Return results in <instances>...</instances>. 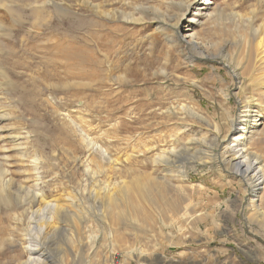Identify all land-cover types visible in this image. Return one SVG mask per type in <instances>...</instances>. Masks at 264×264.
Returning <instances> with one entry per match:
<instances>
[{"label": "rangeland", "instance_id": "1", "mask_svg": "<svg viewBox=\"0 0 264 264\" xmlns=\"http://www.w3.org/2000/svg\"><path fill=\"white\" fill-rule=\"evenodd\" d=\"M0 1L14 11L0 9L7 35L0 41V67L10 84L2 86L0 80V104L10 116L0 123V163L16 185L33 187L30 175L21 172L33 171L30 164L23 163L8 138L23 134L24 159H39L38 192L79 216L74 221L78 232L55 223L67 230L47 243L55 264H141L126 254L134 247L157 257L159 264H238L245 254L260 255L257 264H264V217L258 214H264V191L253 204L250 190L223 161L232 155L223 141L229 120L246 110L251 117L264 115V97L261 104L249 105L239 95L243 79L237 76L247 63L258 64L254 53L240 69L220 57L186 60V51L169 41L185 34L193 13L182 15L195 0ZM209 2L219 14L239 13L258 28L264 23V0ZM204 21L196 32L205 44L215 33L220 37L222 29L221 23ZM59 45L64 55L79 53V63L70 60L73 75L58 60ZM183 106L202 118L179 112ZM260 130L249 152L264 159V125ZM159 157H170L176 167L155 161ZM106 190L116 200L112 214L103 208ZM96 192L102 194L99 199ZM230 200L232 205L221 206ZM16 203L11 198L12 206L0 205V240L15 236L25 242L14 231V219L31 206ZM40 203L33 209L43 208ZM223 215L235 226L213 233L206 218L217 217L220 228ZM206 237L215 239L207 243ZM24 247L0 248V264H14L12 257L27 261ZM56 248L64 250L62 256Z\"/></svg>", "mask_w": 264, "mask_h": 264}, {"label": "bare ground", "instance_id": "2", "mask_svg": "<svg viewBox=\"0 0 264 264\" xmlns=\"http://www.w3.org/2000/svg\"><path fill=\"white\" fill-rule=\"evenodd\" d=\"M210 4H213V3L209 2V0H195L192 4L191 3L188 4L186 6L187 8H186L185 13L182 16L184 17L188 11H191L193 13V15H192V18L188 21V25L185 28V34L183 36L179 37V39H175V40L169 41V42H172L173 43L172 45L175 44L176 46L182 47L187 53L185 56L186 60H190L191 62H194V61L200 60V59H214L215 60V58L220 57L226 63L229 62V63L234 64L236 62V64H237L236 68L238 66L240 67V65L243 62H245V60H248L247 62H249L251 60V58L254 57L253 56V53H254L255 54L254 60H256V62L258 63V64H256L257 66L254 64L251 65L250 63L249 64L247 63L246 65H244L245 64L244 63L243 65L245 68L242 69V67H241L242 72L240 74L237 73L238 74L237 77L238 78L241 77V79H243V80L239 81L238 87H239V91H240L239 95L244 97V99H245L244 103L250 105V103H252V102H256V103L258 102V105H259L260 102L262 103V98L264 97V23L258 28V27L253 25V21L250 18H248L246 20L239 13L228 14V16H226L222 12L219 14L218 12H214V10H213L214 8L212 9V7L211 8L209 7ZM55 7H56V9L60 10L59 8H57V6H55ZM0 9H3L5 12H9L10 14L14 13V11L11 9L10 6L4 7L3 4L1 3V1H0ZM43 9L44 8H41L40 12ZM202 20L207 21L211 25H213V24L215 25L216 23H218V24L221 23L220 28L222 29L221 30L222 35L221 36L219 35L220 37H217L218 33H215L216 37L212 39L213 42H211V40H210L208 43L204 44L203 42L199 41V35L196 32V27L200 26L202 24L201 23ZM178 28H179V26L177 25L176 30ZM5 32H6V30L4 29V27L1 26V23H0V41L5 38L4 36H7L5 34ZM234 32H236V33H234ZM57 47H58V51L63 49V47L61 45H59ZM63 51H65V50H62L60 52V54L62 56L58 60L61 63H65V65L68 69V72L71 75H73L72 70H71L72 67H69L70 60H74L77 63H79V60H80L79 53L77 50H71V52L69 54L64 55ZM1 53H2V48L0 46V54ZM80 64H81V61H80ZM60 66L61 65H59V67ZM251 66H253L254 68ZM1 79H3L5 81L2 84V86L10 85L8 75L6 74L5 70L0 67V80ZM2 86L0 85V88H2ZM255 87H257L256 90H258L256 95L253 92ZM225 96L227 97L228 95H225ZM255 96H257V97H255ZM0 101H1V98H0ZM248 107H250V106H248ZM178 111L183 113V114H186V115L190 114V115L195 116V117L198 116L194 110L187 108L185 106L178 108ZM227 113H226V115H227ZM198 117L202 118L201 115ZM9 118H10L9 114L5 112V108H3L2 105L0 104V123H4L5 121L7 122V120H9ZM226 119H227V117H226ZM263 120H264V115H258V112H257V116L251 117L250 114L248 115L247 110L243 111L241 113V116L237 120H232V121L229 120V122H228L229 126L226 127V129L228 128V131L226 132V135L224 133V137H223L224 143L232 151L231 157L225 156L223 158V161L226 163L228 169L231 171V174L235 175L237 178H240L241 182L244 184V187L246 186L248 188V190H250L249 193H251L250 196L252 197V199H249V200H252L253 204L258 202L261 193L264 191V159L261 155H258L252 151L249 152L250 151L249 146L252 145L253 142L256 141L257 137L259 138L262 135L261 134L262 130H260V128L263 127V125H264ZM214 127H216V126H214ZM220 129L221 128H219L218 130H220ZM8 138L11 140L13 148L19 152L23 163L28 164V165L30 164L29 167H31L33 171L29 170V168H28V169L23 170L21 172L26 174L27 176L30 175L27 177V180L32 179L31 182L33 183V187H36L41 180L40 169L38 166L39 159L38 158L32 159L30 157L26 160L24 159V157H25L24 156V152H25L24 145L25 144L22 142V140H25V139H23L24 138L23 134H12L11 133L8 136ZM260 140H261V138H260ZM89 145L92 146L93 148H96V150L99 149V151L104 155V157L106 156V151H104L97 144L95 145L93 142H89ZM201 145H205V144L201 143ZM175 154H177V153H175ZM175 157H176V155H175ZM180 157H181V155H180ZM205 157L210 158L211 156L209 157L206 155ZM201 159H204V160H201ZM201 159H200L201 161H199V162L205 161L204 157ZM155 161H157V162L161 161L162 163H166V165L168 167H172V166L176 167L175 166L176 163H174L170 159V157L169 158L165 157V159L162 157H159L158 160H155ZM184 161H185V159H184ZM1 163H0V205L2 203H4L3 205H5V207H6V205L10 204V201L12 198V199H14V201H16V200L19 201V203H20V204L18 203L19 205H21V203H22L26 206V204L28 203L31 207L28 208L27 210L25 209L23 214H21V215L18 214V216H16V219H14L16 222V225H15L16 228L14 231H17L20 236L22 235L24 237L25 242L19 243L20 239L15 240L14 239L15 236L11 237V238L9 237L10 239H6V237H5L4 239L0 240V248L5 246L6 244H9L11 246H16V245L20 246L21 245L24 247L27 243V246L24 247V251L28 252L29 259L27 261H22L21 259L17 260L18 259L17 257L16 258L12 257V258H10L11 263H14V264H55L54 260L52 259L53 257L50 256V254L47 252L46 246H49V245H47V243L51 244L50 241L54 239L55 235H57L56 234L57 232L60 234H64L67 232V230L65 229L66 228L65 226H61V228L57 227L58 225L60 226L64 222L66 223V225H68V227L70 229L74 230V228H75L76 231L78 232V229H77L74 221L76 219L75 217L79 218V216L72 215V210H71V213L68 212L69 211V210H67L68 208L66 209V207L62 206V204H60L59 201L52 200V199L49 200V198H47V196H45L44 193L38 192L37 187L33 188V187L29 186L30 189H28L27 188L28 186L27 187H24V186L20 187V186H18L19 184L16 185L12 181V179H10L9 170L5 169L4 165H2ZM182 174L184 175L183 177H185L186 173L182 172ZM31 176H32V178H31ZM134 178H133L134 182H136V184L138 186L139 185L138 181L140 180L139 179L140 177L137 175ZM27 180H26V182H27ZM163 182H165V181H163ZM136 184H135V186H136ZM143 184H145V183H143ZM162 184H164V183H162ZM165 184H166V182H165ZM149 187H146L145 191H147V189ZM133 188H135V187H133ZM138 188H140V186ZM150 188H152V187H150ZM148 191H149V189H148ZM150 191H153V189H151ZM149 192H147V193H149ZM101 195L96 192L94 197L99 199V196H101ZM105 195H106L105 199H107L106 200L107 202L105 201L104 205L102 203L103 208L107 209L112 214L114 205H115V209H116V204H115L116 200L114 199V196H112L111 193H109L108 191H107V193H105ZM127 199H128V196H127ZM39 200L42 201L41 203H43V205H42L43 208H38V209L35 208L36 210H34L33 206H35L37 203H40ZM128 201H129V199H128ZM133 202H129V203H131L130 205L134 206ZM117 205H119V204H117ZM138 206H140V205H138ZM38 207H39V205H38ZM100 207H101V205H100ZM254 207L256 209H258V207H256V206H254ZM127 208H128V206H127ZM136 208H135L136 210H140V207L136 206ZM168 209H166V210H168ZM136 210L134 212H136ZM101 213H102L101 216L104 217L103 214H105V212L103 213V211H101ZM223 213H225V212H223ZM124 214H126V213H124ZM258 214H261L264 217L263 213L260 212ZM126 216L128 217V215H126ZM224 217L229 218L230 216H224ZM64 220H66V221H64ZM201 221L204 222L203 220H201ZM56 222L59 223L57 226L55 224ZM226 222H228V220ZM24 225H25V227H24ZM49 229H51V231L54 230V233H55L54 236L50 235V234L48 235ZM51 231H50V233H51ZM3 234H4V231H3ZM64 235H66V234H64ZM68 235H69V233H68ZM43 236H44V242L41 241L42 240L41 238ZM23 237H21V238H23ZM108 237L111 240H114V237L112 234H110ZM69 238H71V237H69ZM76 238L77 237H75V239ZM62 239H64V238H62ZM78 239H80V238L78 237ZM68 241L71 242L70 239ZM60 247H61V245H60ZM56 249H58V248H56ZM58 250L62 256L64 250L63 251L61 249H58ZM71 252H73V251H71ZM126 254L129 255V257H134V258L136 257L138 259V263L141 262V264H159V259L157 257H150V255L147 253V251H145L141 248L140 249L136 248V247L131 248V249L129 248L126 251Z\"/></svg>", "mask_w": 264, "mask_h": 264}, {"label": "crops", "instance_id": "3", "mask_svg": "<svg viewBox=\"0 0 264 264\" xmlns=\"http://www.w3.org/2000/svg\"><path fill=\"white\" fill-rule=\"evenodd\" d=\"M228 203H230V205H232V201L230 200V201H226V202L222 203L221 206L222 205H226ZM235 208H236V206H235ZM227 211H230V210L228 209ZM227 220H228V222H226ZM205 221H209V225H211L213 227V229H214L213 233L215 232V233L221 234L220 232H223V229H229L230 227L235 226L234 221H232L230 218H225L224 221H221L220 228H217V226H216V225H218L217 224L218 223V218L215 217V216L214 217H210L209 216V219L206 218ZM223 235H226V234H223ZM231 235H233V233ZM226 236H227L228 240L231 239V236H229L228 234ZM205 239H206L205 242L211 243V242L214 241L215 238H207L206 237ZM241 242H244V241H241ZM229 244L230 243L227 242V243H223V244H220V245L226 247ZM259 258H260V255L252 256V255H249V254H245L244 256H242V258L240 257L238 259V264H257L259 262V260H260Z\"/></svg>", "mask_w": 264, "mask_h": 264}]
</instances>
